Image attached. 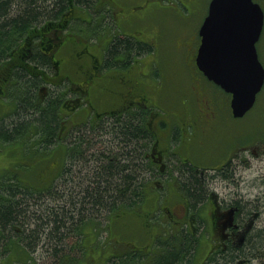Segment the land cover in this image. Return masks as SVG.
<instances>
[{"label":"trees","instance_id":"16d2710c","mask_svg":"<svg viewBox=\"0 0 264 264\" xmlns=\"http://www.w3.org/2000/svg\"><path fill=\"white\" fill-rule=\"evenodd\" d=\"M95 5V0H0V100L7 95L8 99L14 100L13 107L0 115V142H13L19 139V142L27 149L26 152L31 150L48 152L49 149L59 144L62 145L61 147L66 145V155L55 178L50 176L47 169L44 171L42 169L40 174L38 172L41 179L52 178L49 183L57 178L61 181L59 186H57L58 184L54 186L52 183L40 187L35 183L32 184L28 181L29 184L26 183L22 177H19L18 180L13 176H7L3 181L0 180V233L7 235L9 233L10 235L12 231H16L15 233L19 234V241H16L15 244H19L20 258L30 257L38 244L47 239L49 246L56 243L53 255L64 259L70 255L67 253L69 245L67 246L66 242L70 236L75 234L81 237V240H76L75 244L70 245V249L74 246L80 248L85 240L83 238L87 227L102 228L99 225L100 215L98 212L100 208L103 212H107L108 221L115 214L142 209L148 192H151L155 187L154 183L148 180L151 169L147 161V153H144L150 137L144 128H141L142 121L130 118L131 113L148 114L144 110L135 108L132 112L126 111L127 117H121L115 122L113 128L102 127V136L104 135L107 146L96 151L84 153L83 147L86 146L89 150L96 144L98 145L96 136L101 133L89 134L87 131H82L86 130L84 124L77 128V131L82 132L75 135L71 144L60 132L64 126L63 120L68 115L67 113L71 112H82L83 115L92 117L93 126H90L96 129V120L102 107L116 102L111 97L102 98L101 93L95 90L84 96L73 89V82L78 81L83 64L84 56H82L81 48L84 40L88 41V37L84 30L85 24L78 25L73 22L78 30L72 28L67 32L64 31L68 22L64 23L61 16L67 12L68 14L63 18L72 17L74 13L90 16V9ZM55 29L59 30L57 35L62 42L55 49L56 58L61 65L59 74L52 72L51 59L39 48L40 46L47 53L51 52L49 48L51 41L47 37ZM42 39H46L45 43L40 42ZM177 43L171 51L177 56L167 57L168 61L164 68L169 71L168 64L172 60L174 68L173 63L177 62L175 60L177 59L184 61L185 69L196 71L198 69L196 54L191 58L181 54L180 49L182 48ZM150 48L147 44L142 46V42L137 37L117 35L108 50L113 60L115 55L121 53V50L123 55L129 54L125 59L127 68L133 73L135 79L144 81L148 78L146 72L150 66L154 65L155 67L156 63L161 66V58L156 55L147 53V56H141ZM134 51L137 54L133 56L130 53ZM114 61L119 62L117 59ZM201 74L202 72L199 76ZM172 80L175 82L180 78ZM199 82L213 84L206 77H200ZM47 83H51V85H47ZM180 83L182 84V82ZM189 83H191V79ZM43 84L47 85L45 91L40 89ZM213 86L216 88L214 91L220 89L215 84ZM75 91L76 94H74ZM220 92L225 94L223 90ZM74 96H79V101L73 102L71 99ZM209 97L213 100L217 99L214 96ZM228 112L231 114L230 110ZM122 113L123 111L120 112V114ZM7 114L10 115L9 119L5 118ZM258 116L256 115L254 118ZM228 132L230 135H234L237 131L233 129ZM27 139L31 144L28 145ZM215 155L217 156V154ZM69 161L73 170L81 163L85 169L90 171L87 173V184L79 183V180L82 181L83 174L76 175V172H69L71 168L68 165ZM53 164L57 167L59 160L54 158ZM54 166L50 167L51 170L55 169ZM188 172L186 171L183 175ZM185 177L187 178L184 183L188 185L193 200L189 198V201H186L183 196L179 197V202L176 203L186 209L188 217L197 212L203 213L205 208L206 211L212 210V200L207 199L208 195L204 196L206 177L198 172L190 174V176L185 175ZM174 180L176 181V179ZM78 184L79 186H77ZM174 186L177 187L176 182ZM201 196L198 205L195 200ZM154 199L158 201L157 197ZM157 208L158 205L150 207L148 210L144 209L145 213L142 216L148 226L154 223L152 215ZM108 221L105 227L103 226L105 230L110 229ZM185 221H190L192 225V219L187 218ZM18 225L19 232L16 229ZM186 239L184 255H187L195 247L194 238ZM163 243L166 246L161 248L157 257L152 258L154 264H175L179 257L176 235L168 236ZM87 250L85 252L82 250L81 260L86 257L83 263L89 259ZM126 253L122 254V259L128 258L132 264H147L152 260H148L149 256L145 257L139 252L127 254L125 257ZM117 257L112 256L113 264H126L124 261L120 262ZM142 257H145L146 260L144 261ZM188 257L186 256V258ZM136 258L141 261L135 262ZM70 259L71 261L67 264H74L75 262L72 260L77 261L79 258L72 256ZM29 260L30 258L27 261Z\"/></svg>","mask_w":264,"mask_h":264},{"label":"flooded vegetation","instance_id":"af4514ba","mask_svg":"<svg viewBox=\"0 0 264 264\" xmlns=\"http://www.w3.org/2000/svg\"><path fill=\"white\" fill-rule=\"evenodd\" d=\"M95 1L96 5L90 9V16L74 13L72 17L63 18L68 12L61 16L64 23L68 22L64 29L66 32L72 28L78 30L73 22L78 25L85 22L94 24V27H86V25L84 27L88 41L84 40L81 48L82 56H84L83 64L78 81L73 82V89L84 96L95 90L101 93L102 98L111 97L116 102L102 107L96 120V129L91 127L94 120L83 115L82 112L67 113L68 115L63 120L64 126L60 130L61 134L71 144L75 135L82 131H87L89 134L101 133L96 136L99 143L95 146L97 149L106 147L107 141L103 137L104 135L102 136V127L113 128L115 122L121 117H127L126 111L132 112L135 108L144 110L148 114L131 113L130 118L142 121L141 128L143 127L150 137L146 150H144V153H147V161L151 169L148 180L155 186L159 178L166 182L164 186L161 183L157 184L159 187L157 191L154 187L153 197L160 200L163 198V190L168 188L169 193L178 199L185 196L186 201H189V198L193 200L188 185L184 183L187 178L185 175L190 176V174L198 172L207 179L204 196L208 195L207 199L212 200V210L203 213L197 212L191 217L186 215V209L181 206H161L164 217L168 218L172 225L173 223L178 225L177 230L179 229L176 233L179 257L175 264H264V114L251 118L246 113L241 117L239 134L244 138L237 144L235 137L232 142L231 139L222 137L221 134L228 123L225 112L230 104V94L227 93L226 98L222 97L221 103L217 102L219 99L217 101L211 99L209 96L217 95L214 86L210 82H199L201 73L199 69L190 71L191 83L189 85L182 83L183 98H172L168 89L169 84L179 85L181 80L174 82L170 77H167V85L162 86L151 77L158 76L154 67L148 68V72H146L148 78L144 81L135 79L125 61L129 54L123 55L121 50V53L118 54L120 56L115 55L114 58V60H119L118 63L111 59L108 47L110 48V44L117 37L114 26L115 24H127L126 26L131 28L130 31H134L130 36L137 37L142 42V46L147 44L151 47L141 56H147L149 53L159 57V30L163 11L161 2L159 0ZM57 32L59 30L55 29L47 37L51 41L49 46L51 52L47 53L40 46L39 48L51 59L52 72L59 74L61 65L56 58L55 49L59 47L61 40ZM124 32L126 31H120L122 34L120 37H127L128 33ZM96 36L98 37L97 42L93 40ZM43 38L45 37L43 36ZM42 41L45 43L46 39H42L40 42ZM176 41L181 48L184 44L188 45L187 55L188 58H191L198 52L201 36L198 32L196 37L178 36ZM181 42L183 44H180ZM130 54L134 56L137 52L134 51ZM174 55L177 56L176 53ZM47 85H51V83H47ZM47 85H41L40 89L45 91ZM105 86L109 88L111 96L104 94ZM74 97L71 99L73 102L79 101V96ZM158 109L159 112H157ZM121 111H123L122 114H120ZM83 124L86 130L77 131V128ZM229 128L231 126H228ZM232 130L233 128L227 131ZM229 136L231 135L229 134ZM217 138L220 139L219 143L222 148L231 144V149L227 151L230 153L229 156L225 161H219V164L208 161L206 156L208 152L209 156H216L214 145ZM83 148L84 153L92 151L88 150L86 146ZM195 156L201 161H196ZM68 165L71 167L69 172H76L81 169L78 165L82 164L74 165L75 170L72 169L70 161ZM237 170H241L239 176L236 174ZM245 170L259 171L255 177L260 180L258 185L253 182L255 178L251 180L245 176L244 181L247 187L258 186L261 189L260 194L252 197L249 190L239 192L236 189L227 192L226 196L220 197L217 192L212 190L214 176L221 175L224 179L238 182L237 179L244 177ZM186 171H189L188 175H183ZM210 171L212 174H209ZM175 182L177 187L174 186ZM168 195L164 199H167ZM201 198L202 196L195 200L198 205ZM99 212L100 215L103 213L102 208L99 209ZM185 218L193 220L192 227L180 226L182 219ZM188 223L191 224L190 221ZM164 236L165 233H162L161 242L158 244L159 246L156 245V247L158 246L157 254L161 252V248L166 246L163 243L166 240ZM172 236L174 235L172 234ZM186 238H194L195 247L187 255H184ZM152 247H141L145 251L141 250L142 252L139 254H143L145 257L149 256L148 260H150L154 257L151 254ZM52 249H56V243L52 244ZM124 253V251L122 253L113 252V256H120ZM186 256L189 257L186 258ZM145 257H142L144 261Z\"/></svg>","mask_w":264,"mask_h":264},{"label":"rangeland","instance_id":"374dc122","mask_svg":"<svg viewBox=\"0 0 264 264\" xmlns=\"http://www.w3.org/2000/svg\"><path fill=\"white\" fill-rule=\"evenodd\" d=\"M161 2V5L163 7L162 16H161V28L159 30V57L161 58V66H159L156 62L155 71L158 73L157 78L155 76H151L153 79H156L158 84H161L162 86L167 85V75L171 79H177L180 78L181 82L186 84L191 79L190 71L185 69L184 61L183 60H177V62H174V68L172 67V62L168 64L169 71H167L164 68V65L167 63V57H175V55L171 52L173 51V46L176 44V38L178 36L188 37V36H194L198 35L200 26L202 25L205 17L207 16L209 4L211 0H159ZM258 2L263 10H264V0H255ZM87 27H94L93 23H84ZM127 24H115V36L116 35H122L120 31H126L124 33H128V35H132L134 31H130L131 28L129 26H126ZM113 27V26H111ZM116 27V28H115ZM101 29V28H100ZM99 29V30H100ZM134 29V28H133ZM98 30V31H99ZM91 31V30H90ZM93 32V31H92ZM95 33V32H94ZM108 35V34H107ZM93 40L95 42L98 41V37L96 36ZM187 42V41H185ZM189 42V41H188ZM181 50V54L187 55L188 54V45L184 44ZM258 51H259V57L261 62L264 65V27L262 31V35L260 40L258 41ZM153 55V54H152ZM173 55V56H172ZM158 57V56H157ZM179 64V65H178ZM180 66V67H178ZM152 67V66H151ZM175 69V70H174ZM201 78H204V76L201 74ZM189 85V84H188ZM187 85V86H188ZM106 89L103 91L104 94L107 96H111V92L107 86H105ZM169 92L171 94L172 98H183V91H182V84H169L168 85ZM223 95L221 94L220 97ZM206 97V95H205ZM221 103V99L217 102ZM14 100L8 99V95L4 96L0 100V115L6 113L10 110V108L13 107ZM89 111V108H88ZM16 112V111H15ZM14 113V112H13ZM11 113V114H13ZM264 114V87L258 94L257 102L255 106L248 112V116H251V118H254L256 115ZM10 115H5L6 119H9ZM5 119V120H6ZM228 123L226 124V129H223L221 134L222 137H225L227 139L234 140L236 138L237 144L240 143L241 139L244 138V136H240V124H241V118H236L234 116H229L226 118ZM228 126H231L236 132V134L229 136V132L227 130H231V128L228 129ZM233 137H235L233 139ZM220 139H216L215 145H214V153L217 154V156H209L208 153L206 154L208 161L211 162H218L221 160L226 159V157L229 156L230 153H227L228 149H231V144L229 143L226 148H222L220 146ZM233 142V141H232ZM28 145L31 144V142L27 139ZM65 145V144H64ZM62 145H57L51 149H49L48 152H34L31 150L30 152H26V148H24L23 144L19 142L18 140H15L13 142L8 141H2L0 142V180L3 181L5 177L7 176H13L15 179L19 177H22V180L26 181V183H32L36 184L37 186L44 187L46 185H57L59 186L61 184V181L57 178L52 181V183H49L52 178H44L41 179L38 175L41 173L42 169L43 171L45 169L49 170L50 176L55 178V175L57 174V171L59 170V167L61 166L64 156L66 155L65 147H61ZM210 148V146H209ZM92 151L97 150V146L90 148ZM54 158L59 160V164L57 167L54 166L53 161ZM196 161H201L200 158L197 156L194 157ZM210 162V163H211ZM37 166V167H34ZM54 166L55 169L51 170L50 167ZM53 167V168H54ZM78 167L82 169H78L76 171V175H82V178L79 183L82 182V184H87V173L90 172L88 169H85L82 165H78ZM54 173V175H52ZM73 172V171H72ZM241 170H237L236 174L237 176L240 175ZM258 170H253L250 172V170L244 171V177L237 179L238 182H234V180H227L224 179L221 175L214 176V180L212 184H214V187L212 190L217 192L219 196H226L227 192H231L232 190L238 189L239 192H244L245 190H249L250 196H255L257 194H260L261 189L258 186H246V183L244 181L245 176L252 180V178H255L258 174ZM209 174H212L210 171ZM75 175V176H76ZM57 176V175H56ZM211 177V175H210ZM28 181V182H27ZM255 183L257 185L259 184L260 180L254 179ZM28 183V184H29ZM164 186L166 182L162 180V178H159L157 181V184H160ZM216 183V184H215ZM156 184L155 190L159 188ZM155 185V184H154ZM79 186V184L77 185ZM168 186V185H167ZM78 188V187H77ZM154 189V188H153ZM152 189V190H153ZM151 190V192H152ZM151 192H148L146 201L143 205L142 209L132 210L128 211L122 214H115L113 218H110L108 221L107 212H103L100 215L99 218V225L102 226V228H97L95 226H89L86 229V234L83 238V245L79 247H71L73 243H76V240H81V237H78V235L70 236L66 242L67 246L69 248V251L67 252V257H64V259H60L59 257H55L53 255V249L52 246H49L48 240L41 242L38 244L37 248L33 250L34 252L31 253L29 256H24L23 258H20L19 256V244L16 245V241H19V234H16V231H12V233L9 235L5 233H0V264H67L71 261L70 257L76 256L79 258L77 261L72 260L75 262L74 264H113L112 255L113 252H119L124 251L127 254L132 253H141V250H144V248L141 247H152V255L154 257H157V248L154 245L159 244V241L162 238L163 232H167L168 234H171L173 232L174 235H176V232L179 231L178 225L174 224L169 221L168 218L163 217V213L161 212V206H168L171 205V207H177L179 206V203H176L179 199L176 196H173L169 193V189L163 190V198H160V200L156 201L153 197V194ZM169 194V195H168ZM168 195L167 199H164V197ZM179 202V201H178ZM176 203V204H175ZM53 204V203H52ZM158 205V208L154 211L152 215V219L154 221L153 224L147 225V221L144 219V216H142L143 213H145V210H148V208ZM205 212L206 208L204 209ZM203 211V212H204ZM141 212V213H139ZM263 212H264V205H263ZM186 218L180 223V226L183 227H192L191 224H189L187 221H185ZM110 225V229L107 228V230L104 229L105 224ZM97 226V225H96ZM104 226V227H103ZM100 227V226H99ZM19 232V225L16 228ZM176 229V230H175ZM156 235V237L153 238V236ZM158 237V238H157ZM158 239L159 241H156ZM161 242V241H160ZM137 245V246H135ZM6 246V249L4 247ZM141 246V247H140ZM88 248V250H87ZM82 250H87L89 254V259L87 257V261L85 263L84 260L86 257H84V260L82 259ZM150 250V249H149ZM124 253V254H125ZM87 254V255H88ZM86 256V254H84ZM30 258L29 261H27ZM117 259L120 260V262L124 261L126 264H132L128 258H123L122 255L118 256ZM122 259V260H121ZM152 259V258H151ZM81 260V261H80ZM109 260V262H108ZM118 260V261H119ZM141 261L140 259L136 258L135 262ZM73 264V263H71ZM143 264V263H141ZM147 264H154V259H152L150 262H147Z\"/></svg>","mask_w":264,"mask_h":264},{"label":"water","instance_id":"95a60500","mask_svg":"<svg viewBox=\"0 0 264 264\" xmlns=\"http://www.w3.org/2000/svg\"><path fill=\"white\" fill-rule=\"evenodd\" d=\"M263 27L264 10L255 0H211L200 28L197 64L232 94L236 117L253 107L264 85V65L257 49Z\"/></svg>","mask_w":264,"mask_h":264}]
</instances>
